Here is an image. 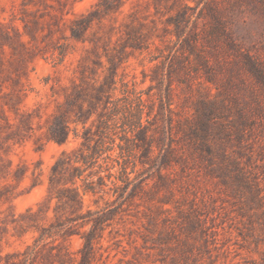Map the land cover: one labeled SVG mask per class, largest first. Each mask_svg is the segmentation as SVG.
Here are the masks:
<instances>
[{
  "label": "rangeland",
  "instance_id": "374dc122",
  "mask_svg": "<svg viewBox=\"0 0 264 264\" xmlns=\"http://www.w3.org/2000/svg\"><path fill=\"white\" fill-rule=\"evenodd\" d=\"M0 264H264V0H0Z\"/></svg>",
  "mask_w": 264,
  "mask_h": 264
},
{
  "label": "trees",
  "instance_id": "16d2710c",
  "mask_svg": "<svg viewBox=\"0 0 264 264\" xmlns=\"http://www.w3.org/2000/svg\"><path fill=\"white\" fill-rule=\"evenodd\" d=\"M111 109V113L107 117H103L101 118V120H99V123L97 125V133L99 139L96 141V144L92 146L89 137H85L83 147H85L89 151V153H81L79 156L73 157L70 153L64 152L53 166L52 174L50 177L51 187L55 184L54 180L65 179L72 163L79 164L78 166L73 167V169L76 172V178L82 180V187L64 188L63 195H56L53 197L57 198L59 201H63V205H65V207H68L75 212H77L79 207L83 205V195L87 193H97L98 186L105 185L104 178L98 175L100 171H95V174H93V172H90L86 177H84V173L88 169H92L97 166L101 167L99 165V158L105 152L106 140L110 138L111 133L114 132L118 127L117 125L119 124V120L122 119L121 121L124 132V136L121 138V140H124L126 144H129L132 140L128 137L129 133H136L144 128L141 117L143 109L139 111L141 115L140 117H138L136 122L132 121V119H128V115H126V113L123 114V118H118V113H116L118 109L117 105H114ZM68 135V128L64 125L61 134L59 135V137H55L54 140L58 143H64L67 140ZM119 147L121 149L122 157H124V152H122L123 147L121 145ZM122 168L123 171L126 172L125 167ZM95 175L97 176V182L90 180V178H93V176ZM51 189L52 188H49V196H52ZM76 217L79 219V215H76ZM76 217L72 218V221L77 220Z\"/></svg>",
  "mask_w": 264,
  "mask_h": 264
}]
</instances>
